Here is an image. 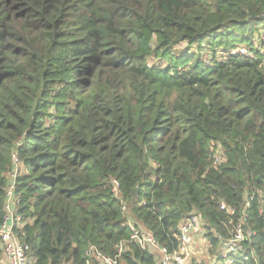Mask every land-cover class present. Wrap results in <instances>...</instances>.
<instances>
[{"label": "trees", "instance_id": "obj_1", "mask_svg": "<svg viewBox=\"0 0 264 264\" xmlns=\"http://www.w3.org/2000/svg\"><path fill=\"white\" fill-rule=\"evenodd\" d=\"M256 45L264 0H0V225L13 181L29 263L86 264L91 246L114 257L126 207L170 252L191 214L217 254L245 213L264 264ZM123 261L157 264L135 246Z\"/></svg>", "mask_w": 264, "mask_h": 264}, {"label": "built area", "instance_id": "obj_2", "mask_svg": "<svg viewBox=\"0 0 264 264\" xmlns=\"http://www.w3.org/2000/svg\"><path fill=\"white\" fill-rule=\"evenodd\" d=\"M261 53L264 54V45L258 46ZM231 55H238L253 58L254 52L245 46H239L229 51ZM220 59V54L217 55ZM212 160L215 166L219 167L224 161V150L219 144L212 148ZM14 179V177H12ZM113 193L116 197H120L119 184L116 180L112 183ZM262 199L260 213L264 215V192L258 193ZM4 222L0 225V264H30V256L24 246L18 240L15 230L24 227V220L18 216L16 212V196L15 184L12 181L7 189ZM250 206L246 204L247 209ZM221 209L226 211L232 218L235 215V210L221 205ZM125 218L128 219V226L131 230L129 239L123 240L117 247V253L114 257H109L102 253L95 246H91L85 253L86 264H92L95 260L98 264H122L123 256L129 252L133 246L140 248L144 252H148L154 256H160V264H192L195 256L194 248L196 238H201L205 242L208 249L211 244L208 241L202 218L197 213L191 214L184 219L179 226L178 247L175 251L170 252L142 226L136 224L126 207H123ZM243 219L236 225L233 235L226 241H223L218 251V257L210 264H249L258 263L257 256L251 248V243L256 234L251 229L246 227L244 223L247 215L243 213ZM196 264H204L198 261Z\"/></svg>", "mask_w": 264, "mask_h": 264}, {"label": "crops", "instance_id": "obj_3", "mask_svg": "<svg viewBox=\"0 0 264 264\" xmlns=\"http://www.w3.org/2000/svg\"><path fill=\"white\" fill-rule=\"evenodd\" d=\"M194 254L195 256L193 260L196 259L197 261L203 262L204 264H210L214 260L216 261L219 253L213 254L211 252V248L208 249L202 237L201 238L198 237L196 238L195 241ZM158 258H160V256L156 257V261L157 264H160L161 259L159 260Z\"/></svg>", "mask_w": 264, "mask_h": 264}, {"label": "rangeland", "instance_id": "obj_4", "mask_svg": "<svg viewBox=\"0 0 264 264\" xmlns=\"http://www.w3.org/2000/svg\"><path fill=\"white\" fill-rule=\"evenodd\" d=\"M188 50L189 49L187 48V45L184 44V45H181L180 47L176 48L175 54L186 53ZM195 51H196V48H194L193 52H195ZM206 59H208V58L206 57ZM156 63H158V62H156ZM163 65H166V63L164 62ZM158 259L160 260L161 258H158ZM197 262L198 261L196 259L192 260V264H196ZM122 264H125V262L123 261Z\"/></svg>", "mask_w": 264, "mask_h": 264}, {"label": "water", "instance_id": "obj_5", "mask_svg": "<svg viewBox=\"0 0 264 264\" xmlns=\"http://www.w3.org/2000/svg\"><path fill=\"white\" fill-rule=\"evenodd\" d=\"M134 196H135V197L138 196V191H137V189H136L135 192H134Z\"/></svg>", "mask_w": 264, "mask_h": 264}]
</instances>
